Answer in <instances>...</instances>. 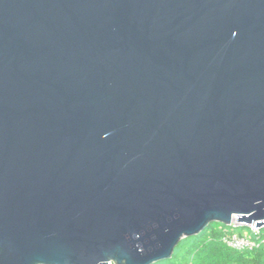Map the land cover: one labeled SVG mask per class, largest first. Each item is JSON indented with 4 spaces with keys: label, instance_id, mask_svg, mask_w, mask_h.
I'll return each mask as SVG.
<instances>
[{
    "label": "water",
    "instance_id": "water-1",
    "mask_svg": "<svg viewBox=\"0 0 264 264\" xmlns=\"http://www.w3.org/2000/svg\"><path fill=\"white\" fill-rule=\"evenodd\" d=\"M264 226V0H0V264H156Z\"/></svg>",
    "mask_w": 264,
    "mask_h": 264
},
{
    "label": "trees",
    "instance_id": "trees-1",
    "mask_svg": "<svg viewBox=\"0 0 264 264\" xmlns=\"http://www.w3.org/2000/svg\"><path fill=\"white\" fill-rule=\"evenodd\" d=\"M241 228L212 222L199 234L181 239L172 257L156 264H264V245L236 251L222 241L224 233Z\"/></svg>",
    "mask_w": 264,
    "mask_h": 264
},
{
    "label": "built area",
    "instance_id": "built-area-1",
    "mask_svg": "<svg viewBox=\"0 0 264 264\" xmlns=\"http://www.w3.org/2000/svg\"><path fill=\"white\" fill-rule=\"evenodd\" d=\"M234 227L241 226L237 223H233ZM248 231L239 233L237 231L226 232L222 236V241L227 247L232 250L242 251L246 249H254L260 245H264V226L255 227L252 225L245 226Z\"/></svg>",
    "mask_w": 264,
    "mask_h": 264
},
{
    "label": "rangeland",
    "instance_id": "rangeland-1",
    "mask_svg": "<svg viewBox=\"0 0 264 264\" xmlns=\"http://www.w3.org/2000/svg\"><path fill=\"white\" fill-rule=\"evenodd\" d=\"M238 227H242L240 231H237L239 233H243L245 231H248V228L247 227H243V226H238ZM112 264H114V263H112Z\"/></svg>",
    "mask_w": 264,
    "mask_h": 264
}]
</instances>
